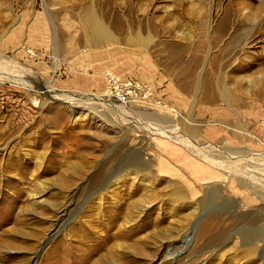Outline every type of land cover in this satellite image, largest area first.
Returning a JSON list of instances; mask_svg holds the SVG:
<instances>
[{
    "label": "rangeland",
    "instance_id": "374dc122",
    "mask_svg": "<svg viewBox=\"0 0 264 264\" xmlns=\"http://www.w3.org/2000/svg\"><path fill=\"white\" fill-rule=\"evenodd\" d=\"M263 118L264 0H0V264H264Z\"/></svg>",
    "mask_w": 264,
    "mask_h": 264
},
{
    "label": "bare ground",
    "instance_id": "6f19581e",
    "mask_svg": "<svg viewBox=\"0 0 264 264\" xmlns=\"http://www.w3.org/2000/svg\"><path fill=\"white\" fill-rule=\"evenodd\" d=\"M93 12V11H92ZM83 20V26H84V33L85 36L87 38V42L91 45L97 44V45H104V46H108L109 44H111L114 41V37L112 35V33L109 31L108 27H106L100 20L99 18L96 16L95 13H89L87 14L84 18H82ZM57 59L55 58V64H57ZM108 82V81H107ZM56 88L52 86L51 82L45 83L44 86H41L40 91L42 93H53L55 92ZM92 97H96L99 99H102V96H97V95H92ZM98 101V100H97ZM92 102L94 103V101L92 100ZM99 102V101H98ZM97 104V103H96ZM81 104L79 103V106ZM110 106V104H108ZM96 106V105H94ZM104 107V106H103ZM98 108V107H97ZM166 108V107H165ZM112 112V111H111ZM115 113V111H114ZM165 133V132H164ZM248 134V133H247ZM249 135V134H248ZM170 137V135H168ZM247 137V136H246ZM174 138V137H173ZM187 147L189 148L190 145L189 143L186 144ZM192 146V145H191ZM195 151H197L196 153L198 154V156H203L202 154H200L201 152L196 150V148H194V146H192ZM202 148H200L201 150ZM205 158V157H204ZM108 255V257H104L106 260L108 258H110ZM113 256H111L110 259H108V264H113L116 263V261L114 260V258L112 259ZM103 259V258H102ZM101 259V260H102ZM115 262H114V261ZM105 263L106 261L103 260ZM101 263V261H99V264ZM104 263V264H105ZM107 264V263H106Z\"/></svg>",
    "mask_w": 264,
    "mask_h": 264
},
{
    "label": "built area",
    "instance_id": "2783aa9c",
    "mask_svg": "<svg viewBox=\"0 0 264 264\" xmlns=\"http://www.w3.org/2000/svg\"><path fill=\"white\" fill-rule=\"evenodd\" d=\"M107 81V89L104 95L108 102H119L125 106L144 103L141 101L143 96L136 92V89L140 88L139 84H132V82L122 84L113 76H110ZM133 85L135 86L134 88L132 87ZM261 123L264 126V118Z\"/></svg>",
    "mask_w": 264,
    "mask_h": 264
},
{
    "label": "crops",
    "instance_id": "0c3cea01",
    "mask_svg": "<svg viewBox=\"0 0 264 264\" xmlns=\"http://www.w3.org/2000/svg\"><path fill=\"white\" fill-rule=\"evenodd\" d=\"M195 84H193V86H194ZM177 87H178V84H177ZM195 87V86H194ZM194 91H195V89H194Z\"/></svg>",
    "mask_w": 264,
    "mask_h": 264
}]
</instances>
